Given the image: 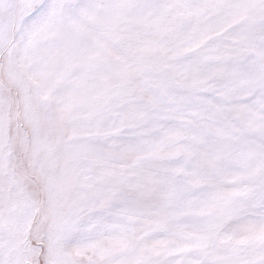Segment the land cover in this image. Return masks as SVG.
<instances>
[{"label":"snow or ice","instance_id":"6c2138e0","mask_svg":"<svg viewBox=\"0 0 264 264\" xmlns=\"http://www.w3.org/2000/svg\"><path fill=\"white\" fill-rule=\"evenodd\" d=\"M0 264H264V0H0Z\"/></svg>","mask_w":264,"mask_h":264}]
</instances>
